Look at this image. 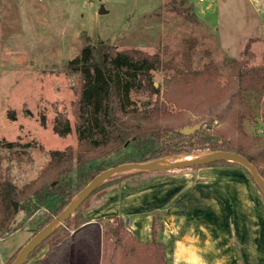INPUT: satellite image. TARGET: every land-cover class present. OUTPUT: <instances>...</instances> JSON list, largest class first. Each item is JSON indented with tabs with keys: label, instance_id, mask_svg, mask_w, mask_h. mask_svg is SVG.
<instances>
[{
	"label": "rangeland",
	"instance_id": "obj_1",
	"mask_svg": "<svg viewBox=\"0 0 264 264\" xmlns=\"http://www.w3.org/2000/svg\"><path fill=\"white\" fill-rule=\"evenodd\" d=\"M250 38L257 40L247 52ZM88 40L94 45L107 42L119 51L136 48L159 55L165 65L153 73L154 81L171 107L162 123L191 127L214 119L235 143L264 142V94L232 98L236 107L243 103L253 116L244 118L245 136L234 112L227 110L236 90L237 64L263 62L264 0H0V142L18 143L2 149V169L17 187L35 180L49 166L50 151L71 147L74 156L80 151L75 131L78 77L69 74L66 65ZM186 40L195 42L194 70L201 72L212 63L214 78L202 77L191 85L175 83L176 70L166 64L182 66ZM62 114L72 126L65 137L53 131L54 120ZM204 152L208 153H199ZM190 169L194 168L171 171ZM23 217L19 213L18 221ZM43 218L39 211L18 231L0 239V264H8L30 242ZM108 220L101 219V225ZM71 253L69 264H84L81 251Z\"/></svg>",
	"mask_w": 264,
	"mask_h": 264
},
{
	"label": "trees",
	"instance_id": "obj_2",
	"mask_svg": "<svg viewBox=\"0 0 264 264\" xmlns=\"http://www.w3.org/2000/svg\"><path fill=\"white\" fill-rule=\"evenodd\" d=\"M255 40L247 41V52ZM185 44L182 66L166 64L167 68L176 70L175 83L191 85L202 77L214 78L217 71L212 63L201 72L194 70L192 49L195 42L186 40ZM249 55L253 57L251 52ZM162 65L165 63L159 55L142 49L119 51L107 42L94 45L87 41L80 54L66 65L69 74L78 77L79 99L75 106L78 154L74 156L71 147L50 151L49 166L35 180L19 188L2 169V149L10 150L18 143L0 142V239L18 231L28 219L43 211L44 218L34 229V237L99 173L124 163L148 162L194 152L227 151L246 157L264 178V142L259 145H251L247 140L235 143L214 125V119L205 120L199 129L188 134L182 132L187 126L174 127L161 122L171 114V107L162 100L161 89L153 76ZM235 79L236 90L227 110L234 112L238 128L245 136L242 124L244 118L252 114L243 103H237L236 107L232 98L251 92L264 94V56L262 64L257 66L238 63ZM261 104L264 113V96ZM41 123L46 125L45 117ZM257 124L255 121L254 126ZM195 125L198 123L191 127ZM53 131L60 137L69 135L72 132L70 119L65 114L58 115ZM216 165L240 164L216 162L205 166ZM158 173L161 172L127 173L104 182L85 205L37 247L26 264H69L72 251L73 254L83 253L84 264H168L160 239L162 225L156 219L152 239L143 245L127 230L121 217H109L108 222L101 225L100 220L94 222L86 217L84 207L92 205L107 188L125 179H132L139 185ZM14 202L18 203V211H15ZM21 212L24 219L18 221ZM18 253L19 250L8 264L13 263Z\"/></svg>",
	"mask_w": 264,
	"mask_h": 264
},
{
	"label": "crops",
	"instance_id": "obj_3",
	"mask_svg": "<svg viewBox=\"0 0 264 264\" xmlns=\"http://www.w3.org/2000/svg\"><path fill=\"white\" fill-rule=\"evenodd\" d=\"M256 184L242 165L161 172L107 188L86 217H121L143 245L156 219L168 264H264V196Z\"/></svg>",
	"mask_w": 264,
	"mask_h": 264
},
{
	"label": "water",
	"instance_id": "obj_4",
	"mask_svg": "<svg viewBox=\"0 0 264 264\" xmlns=\"http://www.w3.org/2000/svg\"><path fill=\"white\" fill-rule=\"evenodd\" d=\"M201 124L193 127L187 126L182 132L192 133L199 129ZM216 162H232L244 166L252 175L259 189L264 194V178L257 168L243 155L235 152L217 151L208 152L205 157L190 159L186 161L168 160V158L157 159L148 162H130L111 167L99 173L80 191L66 209L60 213L51 223L45 226L28 242L18 253L12 264H26L30 255L39 247L59 226L64 223L78 210L80 206L96 191V189L107 180L114 177L134 172H162L183 168L205 166ZM15 211H18V203L14 202Z\"/></svg>",
	"mask_w": 264,
	"mask_h": 264
},
{
	"label": "bare ground",
	"instance_id": "obj_5",
	"mask_svg": "<svg viewBox=\"0 0 264 264\" xmlns=\"http://www.w3.org/2000/svg\"><path fill=\"white\" fill-rule=\"evenodd\" d=\"M207 155V153H196L193 154V156L190 157H179L176 159V161H186V160H190V159H196V158H200V157H205Z\"/></svg>",
	"mask_w": 264,
	"mask_h": 264
},
{
	"label": "built area",
	"instance_id": "obj_6",
	"mask_svg": "<svg viewBox=\"0 0 264 264\" xmlns=\"http://www.w3.org/2000/svg\"><path fill=\"white\" fill-rule=\"evenodd\" d=\"M205 0H198V2H200V3H202V2H204Z\"/></svg>",
	"mask_w": 264,
	"mask_h": 264
}]
</instances>
